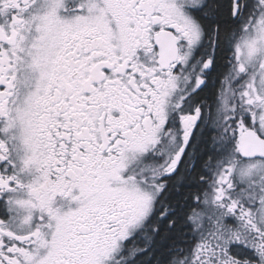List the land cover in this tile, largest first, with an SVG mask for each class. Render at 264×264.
<instances>
[{
    "label": "snow or ice",
    "instance_id": "1",
    "mask_svg": "<svg viewBox=\"0 0 264 264\" xmlns=\"http://www.w3.org/2000/svg\"><path fill=\"white\" fill-rule=\"evenodd\" d=\"M0 264H264V0H0Z\"/></svg>",
    "mask_w": 264,
    "mask_h": 264
}]
</instances>
